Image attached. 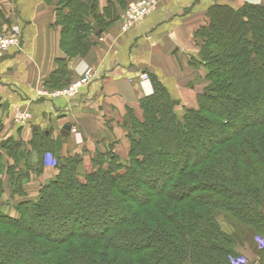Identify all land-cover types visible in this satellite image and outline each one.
Returning <instances> with one entry per match:
<instances>
[{"label":"trees","instance_id":"obj_1","mask_svg":"<svg viewBox=\"0 0 264 264\" xmlns=\"http://www.w3.org/2000/svg\"><path fill=\"white\" fill-rule=\"evenodd\" d=\"M97 9V0H57L55 23L67 53L84 54L87 37L108 24ZM194 37L199 46L190 63L204 70L192 81L200 85L196 106H181L179 117V103L151 79L153 92L139 99L137 110L129 107L121 122L123 130H131L126 164L116 155L107 162L93 159L79 178L71 158L57 163V175L42 186L38 199L17 206L18 217L0 211V264H183L187 257L190 264H231L235 240L217 224L220 211L242 223L245 235L263 234L264 7L215 3ZM58 71L48 80L52 88L71 82ZM235 96L241 98L230 108L217 103ZM247 111L259 122L248 123ZM207 128L216 129L206 139L211 148L199 140V131ZM34 137L35 153L51 147L49 133ZM193 139L196 162H185L180 171L178 156L166 153L163 140L183 141L186 161ZM162 156L167 159L160 174L151 178ZM146 179L150 188L141 197L129 185ZM99 186L117 210L94 211L91 217L90 211L104 204L82 196L97 195ZM157 194L164 197L155 199Z\"/></svg>","mask_w":264,"mask_h":264},{"label":"crops","instance_id":"obj_2","mask_svg":"<svg viewBox=\"0 0 264 264\" xmlns=\"http://www.w3.org/2000/svg\"><path fill=\"white\" fill-rule=\"evenodd\" d=\"M263 1L158 0L155 12L121 32L119 17L127 0H97L99 17L108 24L88 36L92 42L84 54H79L67 53L61 47L62 28L55 24V1L0 0V33L10 34L13 27L20 30L18 44L0 51V163L11 164L4 149L10 137L17 135L24 140L23 145L33 148L31 137L39 129L47 131L52 127L51 137L56 138L63 125L68 124L76 126L82 139L91 134H101L105 141L118 138V120L127 107L137 110L139 99L153 92L154 77L179 106L193 105L194 96L187 94H194L198 84L188 82L197 76L200 67L192 65L190 58L198 52L194 31L206 22L207 9L215 3L237 8L243 3ZM86 65L93 67V77L79 94L70 99L53 94L48 84L51 75L63 69L58 74L67 73L72 81ZM141 72L149 75L148 82H140ZM15 109L32 114L30 128L28 124L17 126L12 122ZM65 137L68 144L77 138L71 131ZM63 151L66 154V145ZM83 160L87 163L86 157ZM45 164L47 167L41 169L35 159L34 174L21 184V194L12 193L7 184L3 185L1 212L12 215L18 203L36 199L40 185L57 173L51 162ZM3 179L8 180V176ZM245 254L253 256L252 264H264V250Z\"/></svg>","mask_w":264,"mask_h":264},{"label":"rangeland","instance_id":"obj_3","mask_svg":"<svg viewBox=\"0 0 264 264\" xmlns=\"http://www.w3.org/2000/svg\"><path fill=\"white\" fill-rule=\"evenodd\" d=\"M53 1H55V5H56L55 12L57 14V0H53ZM50 2H51V0H50ZM130 2H131V0H127L126 5L124 6L123 9H125ZM257 5L264 7V1H263V3L257 4ZM85 19L87 20L88 18H85ZM55 24L57 25V23H55ZM87 40L89 41V43L92 42L91 39H89V37H87ZM195 41H196V45L198 47L199 45L197 44V40L195 39ZM18 42H19V38H18ZM18 42H17V44H18ZM203 71L204 70L202 68H200V71L196 74L197 77H198V74L203 73ZM197 77L195 76L194 79ZM194 79L190 80L188 82V85L189 84L191 85V83H193L192 81ZM193 84L195 85V83H193ZM194 88H196L194 94L192 92H190V94H187L189 96L191 94H192V96H194V103L191 106L188 104L189 107L196 106V92L200 89V85L198 84L197 86H194ZM51 90L55 91V90H57V88H53ZM252 93L253 92H249L250 95H252ZM240 98H241L240 96H237V97L235 96L231 100V102L230 101L227 102L223 99H221V100L219 99L217 101V103H218V105H221L223 107L230 108L232 106V104H235L236 101L240 100ZM183 105L185 106L187 104H182L180 106L178 105V108H177L178 111L177 112H178L179 117L183 113L182 108H181V106H183ZM128 108L129 107H127L125 109V114H126V111ZM244 113L246 114V116L249 119L248 123H251V121H253L256 118V114L253 113V111H247ZM125 114H124V116H125ZM30 115H31V117H30L29 121L31 122L32 121V114L30 113ZM122 120H123V118L118 120V125H119V129H120V136L118 138H116V137L112 138L111 137L107 141L103 140L101 134H91L90 136L86 135V137L83 136V139H82L81 137H79L80 133L78 132L76 126H74V125H73V127H75L76 132H73V133L71 132V133L73 134L74 137L76 136L77 138L74 139V141H75L74 143L69 141V144H68V140L66 139L67 137L63 136L62 134L61 135L58 134L56 138L55 137L52 138L51 137L52 127H50L48 130L46 129L47 131H45V129L44 130L39 129V131L35 132V133H38V136H40V135L42 136L43 132H45L46 134L49 133V141H47L46 144L47 145L50 144L48 146H51V147H48L47 149H45L43 152H40V153L39 152L35 153L33 148H31L30 146H26L25 144L23 145L24 140L19 138L17 135H13L14 137H10L8 143L4 144L5 145L4 149H5V153L8 152V155L11 159V164H8V162L5 164L0 163V206L2 204V198L1 197H2V192H3V185L7 184L8 188H10L12 193L21 194L22 187L21 186L19 187L18 182H20V184H25L29 181V178L31 177V175L34 174L33 169H32V167H33L32 164L35 161V159L39 160V162H40L39 167L41 169L43 167H47L46 166L47 164H45V162H51L52 164H50V165L53 166L54 169L58 173L57 163L65 162V161H67L66 160L67 158H71L75 162L74 166H75L76 172H79V175L88 172L90 170V168L93 166L94 160L95 161L101 160L103 162L109 161L108 156H113V155L115 156L116 155V157L118 158V162H120L121 164H126V162L128 160V150H129V146H130L129 139H128V133L131 130H127V129L123 130V128L121 127ZM255 121H256V123H258L259 119H257V120L255 119ZM12 122L14 124H17V126H20L23 124V123L18 124V123H15L14 121H12ZM29 123L27 126L30 128ZM24 125H26V124H24ZM255 129H262V127H257ZM69 132H70V130H69ZM215 132H216L215 128H213L211 130H209L207 128V129H203L202 131H199V138H200L199 140L203 141V144L205 147L211 148L210 142L206 141V139L212 137L213 133H215ZM15 137H17V138H15ZM159 137L160 136L153 138L152 141L155 143H158L161 139ZM37 139L38 138L34 137V135H33V137H31V142L32 141L34 142V143L33 142L32 143L36 146V148H38L37 143H36V141L38 142ZM122 139L125 140L124 143L121 142ZM192 142L193 143H191V146L188 149L187 160L184 161L183 159H184V154H185L184 150L185 149H183V146H184L183 141L177 140V141L171 142V144L175 143L174 144L175 146H174V145L166 143L163 140V144L166 145V148H165L166 153L168 150L170 153H176V155L178 156V160H179L178 168L180 171L184 168V166L186 168L188 164L193 165L194 161L196 162L195 158L193 156H191L192 150L195 148L193 146L196 144V142L194 141V139ZM15 143L18 145H16ZM90 143H92V144H90ZM15 145L17 146V148ZM63 145H66V147H67L66 154H64ZM178 145H181V147L178 148ZM23 146L25 148H23ZM44 157H45V159H44ZM83 157H86L87 163L83 160ZM166 159H167L166 156H162L161 159L159 158L158 163L154 166L155 172L151 174V175H153L151 178L159 176V174H160L159 171L162 168L161 164L164 163ZM185 162H189V163L187 164ZM36 168H38V167H36ZM180 171L178 174H181ZM57 173H56V175H57ZM178 174H177V176H178ZM4 175L8 176V180H6V181L4 179L2 180V177H4ZM56 175H54L50 180H52ZM79 178H81V175L79 176ZM47 183H43L40 185L39 192H38V195H37L35 200L38 199L40 189L42 188V186L44 184H47ZM169 184H172V181ZM131 185H134L135 190H137L141 193L140 194L141 197H145L146 192L150 188L149 181L147 179L142 184L132 183L129 186H131ZM96 189H97L98 193L95 196H94V193H92V194L89 193L90 194L89 196H85V195L82 196L81 195L82 197H84L83 200L90 199L89 201H91V200H95L96 202L101 201V203L104 204V209L102 207L96 206L94 208L95 210L92 209L90 211V214H92V212H94V211H99V212L104 211V210L107 211L106 209H109L111 211L113 209L117 210V208L114 207L115 206L114 204L107 203V200H106L107 198L102 196V195H104L103 191H101L103 188L99 186V187H96ZM114 189H118V188H116V186H115ZM169 189H171V188L168 187L167 191H171ZM73 195H75V194H73ZM163 197H164L163 194H157V197L155 199H157V198L161 199ZM31 201H34V200H31ZM19 204L20 203H18L17 206ZM17 206L15 207L16 212L13 211L14 214L9 215V216L18 217L19 213L17 211ZM93 216H94V214L91 215V217H93ZM216 222L219 225L220 229L222 231H224V233H227V234L234 237L233 239L235 240V244H234L235 245V247H234L235 254L233 256L229 257L231 264H237V262L234 263V262H231V260L234 258L237 259L238 256L245 259V261H238V263L240 262L239 264H252L251 258H253V256L252 257L247 256L245 254L246 251L255 253V252H257V249L264 250V247L261 246L262 244H264V230H263V234H256L254 230H250L249 234L245 235L246 233H244V230L241 229L242 223H239L236 220H234L230 216L229 213L221 212V211L216 214ZM8 259L11 260L9 257H8ZM12 259H14V258H12ZM183 264H190V259L187 257L186 260L183 262Z\"/></svg>","mask_w":264,"mask_h":264},{"label":"built area","instance_id":"obj_4","mask_svg":"<svg viewBox=\"0 0 264 264\" xmlns=\"http://www.w3.org/2000/svg\"><path fill=\"white\" fill-rule=\"evenodd\" d=\"M159 6L158 0H131L128 6L123 10L122 15L119 19V29L121 32H126L131 29L137 22L142 20L145 16L155 12ZM20 36V30L17 27H13V31L10 34L0 33V51H6L10 46L16 45L18 38ZM93 77V67L86 65L82 70L80 75L72 80L69 84L62 88H58L53 91L56 96H62L65 98H73L82 87L89 84ZM140 82H148L150 80L149 75L146 72H141L139 74ZM30 112L22 109H15L13 111V120L16 123L28 124L30 121ZM72 133L76 132L75 127L69 129ZM264 245V244H262ZM245 261L242 257H237V259H232L231 262Z\"/></svg>","mask_w":264,"mask_h":264},{"label":"water","instance_id":"obj_5","mask_svg":"<svg viewBox=\"0 0 264 264\" xmlns=\"http://www.w3.org/2000/svg\"><path fill=\"white\" fill-rule=\"evenodd\" d=\"M36 126H34L33 127V129L34 130H36ZM69 129H70V125H68V124H65V125H63V127H62V129H61V134L63 135V136H66V135H68V133H69Z\"/></svg>","mask_w":264,"mask_h":264}]
</instances>
